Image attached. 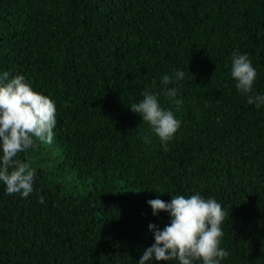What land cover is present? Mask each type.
I'll return each instance as SVG.
<instances>
[{
    "label": "trees",
    "instance_id": "trees-1",
    "mask_svg": "<svg viewBox=\"0 0 264 264\" xmlns=\"http://www.w3.org/2000/svg\"><path fill=\"white\" fill-rule=\"evenodd\" d=\"M236 50L264 95V0H0V74L57 109L53 143L18 157L34 192L0 182V264H138L171 220L147 201L196 193L228 213L221 264H264V106L235 88ZM146 88L181 121L166 146L130 108Z\"/></svg>",
    "mask_w": 264,
    "mask_h": 264
},
{
    "label": "clouds",
    "instance_id": "clouds-1",
    "mask_svg": "<svg viewBox=\"0 0 264 264\" xmlns=\"http://www.w3.org/2000/svg\"><path fill=\"white\" fill-rule=\"evenodd\" d=\"M231 76L236 82L235 88L246 97L248 104L258 108L264 106V95L254 91L257 71L247 54L239 50L232 54ZM184 77V71L176 70L172 75H164L162 83L173 84ZM177 94L176 87L166 88L163 92L179 111L183 101L177 99ZM141 96L143 99L130 108L142 117L143 123L151 126L166 146L180 129L181 121L170 108L162 107L158 93L146 88ZM56 117L55 102L34 91L24 75L11 76L8 71L0 74V182L6 186L7 195L20 194L22 198H27L34 192L36 171L30 161L25 162L18 157L32 148L36 141L53 143ZM145 142H150V138L145 137ZM39 202H45L43 196L39 197ZM147 203L154 216L165 212L170 214L171 220L163 230L149 224L155 243L143 250L138 264H149L153 260L178 261V264H196L197 261L201 264H221L230 255L221 247L224 236L222 224L228 213L215 198L205 199L196 193L188 197L174 195L170 202L156 198Z\"/></svg>",
    "mask_w": 264,
    "mask_h": 264
}]
</instances>
